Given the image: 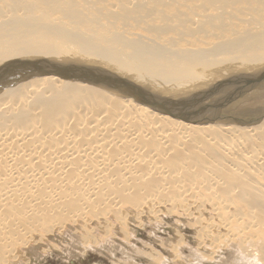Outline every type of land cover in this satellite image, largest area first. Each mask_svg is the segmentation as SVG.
I'll use <instances>...</instances> for the list:
<instances>
[{
  "label": "bare ground",
  "instance_id": "1",
  "mask_svg": "<svg viewBox=\"0 0 264 264\" xmlns=\"http://www.w3.org/2000/svg\"><path fill=\"white\" fill-rule=\"evenodd\" d=\"M74 50L155 92H193L264 66V0H0V65ZM4 83L0 264L45 240L43 252L61 247L72 226L84 230L86 251L116 233L106 219L124 224L126 207L133 217L212 211L197 220L205 240L189 255L176 233L170 245L180 264L192 251L196 264H264L263 85L252 105L228 109L255 116L238 123L178 118L57 73ZM95 219L103 227L92 233ZM246 228L255 234L239 237ZM152 252L156 264L170 263Z\"/></svg>",
  "mask_w": 264,
  "mask_h": 264
},
{
  "label": "rangeland",
  "instance_id": "2",
  "mask_svg": "<svg viewBox=\"0 0 264 264\" xmlns=\"http://www.w3.org/2000/svg\"><path fill=\"white\" fill-rule=\"evenodd\" d=\"M72 40H76V39L73 38ZM72 54H73L72 57H69L71 56V54L67 57L69 58H74V56L75 58L83 57L82 58L83 61L86 62L90 61L86 59V57L83 55V52L81 53V51L74 50ZM98 61L99 59L98 60L96 59L93 62L97 63ZM2 66L3 65H0V67ZM260 88H257L256 91L258 92L256 91L247 92L241 99V104L252 105V103L254 102L252 98L255 95V92L259 94L262 93V89ZM256 96H255L256 98L258 99L260 98L258 97V95ZM176 161H177L176 159L171 160L172 163ZM132 200L133 199L128 201V199H124V201H126L127 203L126 206H129V204H131V206L134 207L135 201L138 202V200L134 199L135 201L133 202ZM128 208L129 207H126V210L121 212L123 214L124 224L123 223L120 224L117 221V218H115L114 216L112 217L113 219L111 217L108 218V220L106 219V222L110 224L109 234L111 233L114 234L115 232L116 233L113 236L108 235L107 241L85 247L86 251H84V247L82 244V239L85 235V233L83 232L84 230L78 228L77 226H72L73 230H69L68 232H66V235L64 237L65 241L64 244L61 245V247L57 246L51 248L49 252H43L40 249V245L41 244L46 245L47 242L45 240L43 242H39L40 243L39 245H35L32 250V253H30L31 251L29 250L30 251L28 252L29 255L28 253L25 252L21 253L22 250L20 251L19 249L21 248H19L18 251H20L21 253V260L19 261L13 260L14 262L9 261L7 262V264L9 263L10 264L11 263L12 264H156L154 262L155 260L154 261L152 260V257H158V256L157 254H155V252L152 251H156L160 253L161 255H163V258L167 257L170 261L169 264H180L179 263V260H181L180 252H178V250L176 249H173L170 245L171 242H173L176 233H178L179 237L183 242V246H182L183 252L181 253L189 255L188 251L190 246L195 248L197 247L198 245L197 242L199 240L200 241L205 240L204 235L199 234V229H197L199 228L198 227L199 221L197 220L198 219L200 220L201 217L202 218L205 216L208 217L213 214L212 211L210 212V210L209 212L207 211L208 213L202 210V213H200L201 216H197L193 212L194 209H190L188 210V213L185 215H181L182 212L180 210L179 211L176 210L175 212H171V213H160L158 217L145 216L142 212H140V214L137 217L136 216L133 217L128 215V211H129ZM177 213L178 215H176ZM125 214L128 215L129 218L124 217ZM134 220H141L142 223L135 224L136 222L134 223ZM177 221H179L178 222L179 225ZM98 223H102V222L101 221L99 222L97 219H95L94 223L93 222L90 223L87 229H89L90 232L92 233H96L98 229L96 225H98L100 229L103 227L102 224H98ZM118 223L120 224V226L118 225ZM178 226L181 231L178 229ZM235 226L236 229L238 228L241 229L243 227V225L242 227H240L239 225H235ZM244 230L245 231L243 233L239 234V237L241 235H243L244 237L245 235L255 234L254 230L250 229L249 231V229L247 230V228ZM100 233L102 234V232L99 231L98 234ZM186 239L188 240L190 239V240L188 241ZM184 241L186 242L184 243ZM194 243L196 244V246L194 245ZM233 245L236 247L237 250L240 249L238 244H233ZM258 246L256 244H252V248L254 249V252L256 251ZM233 249L234 248H229L227 249V251L229 252ZM169 250L177 252L179 255V259L172 258L171 252ZM163 251L164 253H162ZM258 252L260 253V247H258ZM193 253H195V251H192L191 256L182 259L184 261V264H196V262L193 260ZM241 253L244 256H250L249 255L250 253L248 251L244 252L241 250ZM151 254L154 256H151ZM161 262L162 260L159 261L158 263ZM213 262L214 259L211 262L206 261V263L208 264H213Z\"/></svg>",
  "mask_w": 264,
  "mask_h": 264
},
{
  "label": "water",
  "instance_id": "3",
  "mask_svg": "<svg viewBox=\"0 0 264 264\" xmlns=\"http://www.w3.org/2000/svg\"><path fill=\"white\" fill-rule=\"evenodd\" d=\"M76 59L35 56L17 58L0 67V86L13 79L17 82L43 73H57L66 79L83 80L122 96H132L158 112L178 118L197 122L230 119L238 123L252 122L255 116L243 118L231 114L228 109L240 102L247 92L264 86V66H261L253 71H245L247 73H233L228 78H221L193 92L166 94L162 91L155 92L144 84L132 81L131 78L121 77L98 63Z\"/></svg>",
  "mask_w": 264,
  "mask_h": 264
}]
</instances>
